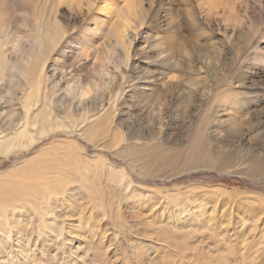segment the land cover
<instances>
[{"label": "bare ground", "instance_id": "bare-ground-1", "mask_svg": "<svg viewBox=\"0 0 264 264\" xmlns=\"http://www.w3.org/2000/svg\"><path fill=\"white\" fill-rule=\"evenodd\" d=\"M218 1L203 0V4L213 9ZM30 2L0 0V102L14 95L20 113L18 124L0 127V164L10 155H23L53 134L67 138L78 134L97 143L96 139L106 131L110 132L109 144H116L118 156L125 160L116 162L99 156L98 164L87 159L71 161L70 151L57 149L53 151L61 157L50 158L47 156L53 151L42 146L1 170L0 264H58V258L64 264H264V225L253 222L236 229L228 220L218 221L216 210L207 207L206 198L197 191L183 194L178 186H144L130 172H135L134 167L142 174L159 172L150 168L142 156L147 147H162L164 142L159 140L172 134L169 123L162 121L160 106L166 105L165 96L174 89L170 83L176 76L153 81L145 78L128 93L123 89L115 91V72L128 67L132 58L134 34L129 31L130 17L121 11L114 24L100 20L103 26L96 35V27L88 24L75 34L76 42L69 45L66 53L64 28L56 17L44 26L27 28L31 18L26 9ZM12 24L24 30L11 42L6 36ZM98 38L112 40L115 51L110 46L94 45ZM154 39V44L163 43L162 38ZM59 45L58 62L46 64ZM165 48L170 50L172 46L165 43ZM174 49L180 56L184 52L179 47ZM168 56L163 53L162 61ZM87 57L92 60L86 62ZM178 64L175 66H183ZM72 66L73 73L65 76V70ZM58 72L64 82L59 92L61 81L54 79ZM165 73L163 70L160 74ZM46 84L51 85V93L39 101ZM194 84H188L186 92L172 94L171 119H183L189 114L196 95ZM128 104L134 112L120 114L119 107ZM77 105L85 108L80 120L66 110ZM148 105L155 109L148 110L151 116L143 117V107ZM148 123L158 127H145ZM212 125L215 130L211 135L219 138L213 148L207 142V128ZM200 126L206 131H196L187 146L183 168L176 174L226 166L229 158L219 152L249 148L241 140L242 135L233 132L228 120L205 117ZM135 128L140 135L134 134ZM229 137L234 142L228 141ZM136 147L141 149L137 154L133 150ZM80 170L82 174L77 173ZM227 202L221 204L223 210L231 209ZM67 214L71 216L68 222ZM22 220L29 221L30 227H25ZM109 225L114 231L105 235ZM50 245H54V254L48 250Z\"/></svg>", "mask_w": 264, "mask_h": 264}, {"label": "rangeland", "instance_id": "rangeland-1", "mask_svg": "<svg viewBox=\"0 0 264 264\" xmlns=\"http://www.w3.org/2000/svg\"><path fill=\"white\" fill-rule=\"evenodd\" d=\"M4 9L10 10L8 6ZM121 11L132 20L129 23V31L134 34V43L131 46L132 58L128 67H122L120 72H115L117 76L113 83L114 86L117 85L115 91L120 92L123 89V92L128 93L145 78L153 81L160 77L171 78L172 74L176 75L170 83L174 89L170 95L165 96L166 105L159 107L164 118L162 121L169 123L172 134L159 140L164 142L162 147L159 149L147 147L142 156L148 161L150 168L159 172L156 175L142 174L139 168L134 167L135 172L130 171L136 176L133 175L134 178L144 186L169 188L178 186L182 193L184 191L183 194L197 191L206 198V206L216 210L215 217L218 221L228 220L236 229L253 222H259L257 226L264 225V0H219L213 9L204 5L203 0H31L26 9L31 18L27 28L44 26L56 17L64 28L63 45L66 46L64 51L69 52V47L76 42L75 34L78 31L84 30L90 24L96 27L93 30L96 35L99 33L98 28L103 26L100 20L109 25L114 24ZM10 26L6 40L12 42L24 28L21 26V29L18 28L19 24ZM154 38H162L163 43L154 44L156 40ZM165 43H170L172 48L166 49ZM94 45L110 46L115 51L114 42L110 39L101 41L98 38ZM174 47L184 50L181 56ZM55 50L57 52L51 53V59L48 58L46 64L58 62L60 45ZM163 53L169 54L164 62L161 58ZM91 60L90 57L85 58L86 62ZM176 64L183 66H175ZM107 68L111 69V65L108 64ZM163 70L166 73L162 76L160 73ZM73 71V66L67 68L65 76ZM56 75L58 76L54 79L61 81L58 85L59 92L64 82L60 76L62 73L58 72ZM190 83H195L193 91L196 95L193 97V104L189 106V114L183 119L173 120L169 117L170 107L174 104L172 94L174 96L186 92ZM50 86L46 84V87L42 88L39 101L51 93L48 89ZM17 92L18 89L15 90V93ZM108 93L110 94L109 90ZM5 100L0 102L1 129L9 127L10 124L16 125L20 121L15 96L10 94ZM104 101L107 106L108 100ZM38 102L34 108L38 106ZM122 107H119L122 109L120 113L122 115L134 112V107L130 104ZM84 109L77 105L66 110H70L69 112L80 120ZM152 109L155 108L149 105L143 107L142 116H151L149 111L152 112ZM60 115H63V112H60ZM205 117L211 120H228L233 132L237 136L242 135L241 140L249 148L226 149L225 153L219 152L220 155L229 158L226 166L201 167L176 174L183 168L187 146L196 131L200 128L206 131V127L200 126V120ZM147 125L151 127L154 124H144L145 127H148ZM154 126L158 127V124ZM214 130L215 125L207 128L209 133L207 142L212 143L208 145L211 148L213 142L219 140L218 137L211 135ZM164 131L166 132V127ZM134 134L140 135L141 132L135 128ZM225 137L223 133L222 139ZM109 139L110 132L107 131L100 134L96 139L97 143L78 134L69 138L53 134L36 143L21 156L10 155L0 164V171L19 163L24 155L28 157L42 146L50 148L51 151L55 149L70 151L71 161L87 159L98 164L101 160L99 156L110 161H124L125 159L116 152V144H109ZM228 141L234 142V138L229 137ZM133 150L137 154L141 149L136 147ZM57 153L58 151H53L47 157L60 158L61 155ZM77 173L82 174V170ZM214 198L217 200L212 204ZM222 201L227 202L231 209L223 210ZM69 214L65 217L66 222L71 217ZM178 215L183 216L182 213ZM22 223L25 225L26 221L22 220ZM28 224L29 221L25 227H30ZM107 227L110 231L106 230L105 235L114 231L111 225ZM118 238L121 240V235H118ZM53 246L48 247L52 254L55 252ZM59 260L58 264H64Z\"/></svg>", "mask_w": 264, "mask_h": 264}]
</instances>
